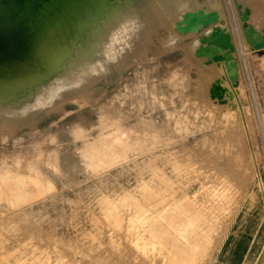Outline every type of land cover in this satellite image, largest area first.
I'll list each match as a JSON object with an SVG mask.
<instances>
[{"label":"rangeland","instance_id":"rangeland-1","mask_svg":"<svg viewBox=\"0 0 264 264\" xmlns=\"http://www.w3.org/2000/svg\"><path fill=\"white\" fill-rule=\"evenodd\" d=\"M66 1L27 0L21 12L4 19L8 23L13 18L0 47V63H11L14 69L0 71V80L26 78L30 85L20 96L25 108L9 101L0 103V264H144L142 260L155 264L150 256L162 245L148 230L139 237L134 229L140 231L162 208L169 220L170 207L175 202L177 207L186 206L187 194L199 200L202 213L206 202L215 209L211 190L225 184L231 202L240 194L244 197V209L218 253L215 250L230 210L216 212L221 219L215 220L207 245L210 256L216 255L213 264H264V50H251L244 40L237 0L221 1L222 22L230 28L236 45L242 113L231 108L236 110L232 113L229 103L218 104L208 97L205 111L198 105L195 93L207 95V84L221 70L193 56L186 45L192 36L182 38L185 50L163 15L171 9L163 0L70 2L76 12L90 4L86 23L110 44L112 55L106 53L105 58L114 67L105 60L99 65L79 60L73 49L66 48L71 61L51 63L55 71L64 76L70 73L69 81L74 80L67 93L62 91L48 76L46 63L37 68L44 60L39 61L40 52L48 50V37L47 44L39 46L38 42ZM251 6L264 10V0H253ZM255 24L264 25V18ZM183 68L186 75L181 80L174 70ZM31 96L38 108L29 107ZM232 141L237 146L228 147ZM255 167L262 187L257 184ZM148 238L153 244L146 245ZM206 253V258L201 256L204 263L199 264H205Z\"/></svg>","mask_w":264,"mask_h":264},{"label":"bare ground","instance_id":"bare-ground-1","mask_svg":"<svg viewBox=\"0 0 264 264\" xmlns=\"http://www.w3.org/2000/svg\"><path fill=\"white\" fill-rule=\"evenodd\" d=\"M163 1L170 3L171 9H170L169 13L163 11V15L169 20L170 25L172 26L173 30L180 36L181 45H182V38H185V37H188V36H192L193 40H191V42H188L186 45H188L192 49L193 56L194 55L198 56L199 57V61L201 63H203L204 65L205 64H212L216 68H220V70H221V74H219L218 77L212 78L210 80V82L207 84V87H206L207 88V90H206L207 95H201L199 91H197L195 93L196 101L198 102V105H200V107H202L203 110L206 109L207 105H208V103H207V97H208L210 100H214L218 104H223V103L228 104L229 103L228 104V110L231 109V108L232 109H238V112L242 113V108H241V103H240V101L242 99H239V96H238V93H240V92H239V84H238L239 83V81H238L239 77H238V71H237V61H236V57H235L236 45H235V42L233 40V36H232V32H231L230 28L226 24H224L222 22V18H223V15H224L223 14V9H222V1L221 0H163ZM25 2H26V0H0V30H1V32L4 30V28L7 26V24L11 21L10 20L8 23H6V21L4 20L5 17L8 16V15L14 17L18 12H20V10L22 9V7H23ZM70 2H73V0H67L61 6V9H59L57 15L54 17L52 25H50V27H48L47 30L44 31L43 36L39 39V42H38L39 46L40 45L43 46V45L47 44L48 41H49V44L47 45L48 46L47 47L48 50L43 51L42 53L40 52V54H41L40 57L41 58L39 59V61L41 59H44V60L39 62V64L37 65V68L41 69V66L44 63H46L47 66L49 67V69L46 70L47 73H48V76L51 79L54 78L56 84H58V86L60 88H62V91H65L66 93H67V90H69V88L73 87V83H74V80L73 81H69L70 78H68V74H70V73H68L66 76H64V74H65L64 72H62L64 74H61V72H58V70L55 71L54 67L51 68V63H53L54 60L56 62H60V61L63 62L65 60L66 63L71 61V59H72L71 56L65 55V53H68V51L65 52L66 48L73 49L74 55L78 56L77 58L79 60L93 61L94 65H99L100 61L105 60L106 64L108 66L112 65V68L114 67V64H112L110 61H107V59L105 58L106 53L108 54V56L112 55V54H110L111 53L110 44L103 38V36H101V33L99 31L92 30L89 27L88 23H86L85 16L90 11V4L86 3L85 5H83L82 11L78 10V12H76V9H73V8H75V6L70 4ZM75 3H76V1H75ZM237 3H240L242 5V8H241L242 11L244 10L245 7H248L250 9L249 6L244 5L243 2H241L239 0H237ZM237 3H235V6L237 5ZM92 4H93V2H92ZM71 9H72V13H67ZM241 10H237L238 19H239V27L240 28H242V25H243V22L240 20V14H239ZM250 13H251V9H250ZM249 20H250V14H249V19L246 22L248 24H252L253 27L257 31H260L262 28H264V26H263V27L257 29L254 26V24L251 23ZM241 31H242V29H241ZM242 35H243V32H242ZM47 37H48V41H47ZM5 40L6 39L3 38V35L1 33V35H0V47H2V45L5 42ZM144 41H148V39L144 38ZM34 45H37V44H34ZM34 45H33V47H34ZM186 45H184V46L182 45L185 48V50L188 49L186 47ZM262 49H264V47H261V48L256 49V50L261 51ZM50 51H53L52 54H49ZM26 53H28V52H26ZM63 53H64V55H63ZM37 54H39V53H37ZM22 55H25V53H22ZM38 57H39V55H38ZM34 59L36 60L35 57H34ZM41 63H43V64H41ZM169 64H170V62H169ZM13 69H14V66L11 65V63H7V62L6 63H0V71H1V73H9ZM103 69H104V67H103ZM42 70L45 71L44 69H42ZM77 71H78V69L74 68V72H77ZM69 72H70V70H69ZM185 72H186V70L184 68L181 69L180 71H177V70L175 71L174 70V74L178 78H180L181 80H184L185 75H186ZM26 82H27L26 78H24V79L17 78V79H15L13 81H2V80H0V103H3L5 101H9L12 104L16 105L17 107H19L20 109L25 108L24 99H23V97H20V96H23L25 94L26 89H27V85L28 84L30 85V83L27 84ZM75 85H76V83H75ZM187 85H185V86H187ZM187 95H188L187 97H189V94H187ZM191 101H192V99H191ZM27 103H28L29 107H31L32 109L33 108H38V106L35 104V99L32 96L27 100ZM185 106H187V105H185ZM194 109H196V108H194ZM199 109L201 110V108H199ZM219 109H220L219 112L222 113L221 112L222 109L220 107H219ZM192 111H193V109H192ZM229 111L234 113L236 110L235 111L234 110H229ZM223 113L225 114V112H223ZM194 114H192V116ZM179 115H180V112H179ZM181 116H183V115H181ZM183 117L187 118L185 116H183ZM189 121H191V120H189ZM198 122H199V120H198ZM192 124H194V123H192ZM209 125H210V123H209ZM204 126H206V125H204ZM238 127H240V126H238ZM202 128H201V130H202ZM210 130H211V128H210ZM206 131H208V130H206ZM232 131H234V130H232ZM229 138L230 139L234 138V135H229ZM149 139H150V137H149ZM221 139H223V138H221ZM235 139L237 140V138H235ZM221 141H223V140H221ZM235 142H237V141H235ZM218 143H219V141H218ZM230 144L234 145L236 143H234V141H232L231 143L228 144V147L230 146ZM133 145H135V143H133ZM250 145H251V143H250ZM234 146H237V145H234ZM138 149H140V148H138ZM189 151H188L187 154H189ZM215 151L217 152V149ZM216 152H215V154H216ZM227 152H229V150ZM189 156H191V155H189ZM196 156H197V154H196ZM200 157H201V155H200ZM186 158H187V155H186ZM108 159H110V157ZM179 159H180V157H179ZM181 159H182V157H181ZM172 161H173V159H172ZM194 161H196V160H194ZM193 163H192V166L194 165ZM196 164H199V163H196ZM174 165L175 164L173 163V166ZM192 166H190L191 167L190 171L193 169V167H196L197 165L196 166L194 165L193 167ZM174 167H176V166H174ZM184 167L187 168V166H184ZM94 168H96V167H94ZM201 168L202 167H200V169ZM246 168H248V166ZM32 170H33V173H35V170L34 169H32ZM214 170H212V171H214ZM192 171H194V170H192ZM207 171H209V170H207ZM254 173L257 176L256 177L257 178L256 181H258V183H257L258 186L262 187V182H261V179H260V177L258 175V170L256 169V167L254 168ZM209 175H211V174H209ZM189 177H191V176H189ZM36 178H37V175H36ZM219 178L221 179V177H219ZM190 180H191V178H190ZM216 180H218V179H216ZM36 181H37V179H36ZM193 181H194V179H193ZM223 181L221 180V183ZM229 181H231V180H229ZM34 183H35V179H34ZM213 183H215V181L212 182L211 184H213ZM221 183H220V185H221ZM204 185H205V182H204ZM226 185L227 184H225L224 188L222 187V189H220L221 186H219V185H218L219 187H217L216 185H214V186L212 185L213 189L211 190L212 192H211L210 197L213 200L217 201L216 202L217 203L216 204L217 207L215 209L212 208V205H214V204L211 205V204L206 202V205L207 204L208 205L206 206L205 212L202 213L201 209H203V207L200 209V207H199L200 203L198 204L199 200L197 201V200L194 199V196H192V195L190 196L189 194H187L189 196L186 195L184 197V199L187 201V202L184 201L185 203H187L186 206L177 207L179 204L177 205L176 204L177 202H175V204H173V206L170 207V209H169L170 212H167V215H169L168 213H170V219L168 218L169 220H166V218H167L166 211H165V213H163L162 212L163 208H162L160 210H156V212L160 211L161 214L156 215V213H155L153 215V217L150 218V220H148L149 219L148 218L149 215H148V217L146 219V220H148V222L145 221L146 223L144 222L143 225L141 223V225L143 227H141L142 229H140V231L134 229L133 233L137 234V236L140 235L139 233H142L141 231H144V230L147 231L148 230L152 234L151 237H155L157 239V242H159L162 245V246L160 245L161 247L159 246L160 248H158L159 252L157 251V254H154L153 256L152 255L150 256L151 257L150 259L152 261H154L155 264H166V263H169V264H199L200 261L205 260V259L201 258V256L205 255L206 252H208V253H206L207 259L205 261V264H213L214 259L216 258V255L213 254V256H210V254H209V250L210 249H209V247L207 245H208L210 237H211V232L214 230V227L216 226L215 223L217 222V219L219 220L220 215H221L220 214L219 218H217L216 217V212L219 211L218 213H220V212L223 213L222 211H224V210L225 211L227 209H228V211L230 210V212L228 213L229 215L228 216L226 215L227 218H226V216H224L226 219L224 218L225 219L224 227H223L222 234L220 236V242H219V245H218L219 249H216L215 252H217V250L221 251L222 249L225 248V245L227 244V240L231 236L230 235V228H231L232 224L238 218V216L241 213L242 209H244V207L241 205V202H242L244 197H242L241 194L240 195L238 194L239 195L238 199L233 198V199H236V200L234 201V203L231 202L232 201L231 200L232 197H230L228 195L229 191H228V189H225ZM172 186L175 187L174 185H172ZM51 188H52V186H51ZM203 190H205V189H203ZM199 192H201V191H199ZM230 192H233V191H230ZM234 193H235V191H234ZM231 194L233 195V193H231ZM236 194H237V192H236ZM193 195H194V193H193ZM105 197L106 196H104V198ZM234 197H237V196H234ZM157 198H159V197L157 196ZM176 198H177V196H176ZM164 199H165V197H164ZM197 199H198V197H197ZM105 200L108 201V198L106 197V199H104V201ZM206 200H207V198H206ZM184 202L181 205H184ZM204 202H205V200H204ZM160 203H161V201H160ZM167 203H168V201H167ZM201 203H202V201H201ZM144 205H142V206H144ZM227 205H229V206H227ZM162 206H163V203H162ZM130 207H131V205H130ZM154 208H155V206H154ZM131 210H132V208H131ZM120 214H122V213H120ZM215 220H216V222H215ZM115 221L117 222V219ZM155 222L156 223L158 222V224H155ZM116 226L118 227V225H116ZM122 227H123V225H122ZM153 228L155 230H152ZM143 234L145 235L144 232H143ZM147 235L148 234L146 232V237H147ZM148 237L150 238V236H148ZM129 239H130V237H129ZM142 239H143L142 240V242H143L146 238L144 239V237H142ZM152 241H154V240H152ZM136 242H137V244H135V245H138L139 242L138 241H136ZM145 242H146V240H145ZM148 242H150V239H149V241H147V243ZM150 243H152V242H150ZM146 245H149V243L146 244ZM158 245H157V247H158ZM125 246H127V245H125ZM145 247L146 246H144L142 249H144ZM149 247H151V246H148V248ZM119 248H121V247H119ZM148 248H147V250H148ZM123 249H124V246H123ZM156 250H157V248H156ZM133 253H135V252L133 251ZM186 253H187V256L185 255ZM217 253H215V254H217ZM128 254H129V251H128ZM140 256H141V254H140ZM129 257H130V255H129ZM186 257H188V260L185 259ZM203 257L206 258V256H203ZM139 259H141V258H139ZM142 261H143L144 264H146L144 262V260H142ZM203 263H204V261H203ZM131 264H134V263H131ZM141 264H142V262H141Z\"/></svg>","mask_w":264,"mask_h":264},{"label":"water","instance_id":"water-1","mask_svg":"<svg viewBox=\"0 0 264 264\" xmlns=\"http://www.w3.org/2000/svg\"><path fill=\"white\" fill-rule=\"evenodd\" d=\"M25 3H24V5H25ZM24 5H23V7H24ZM23 7H22V9H23ZM236 8L238 10H241L242 5L240 3H237ZM22 9L20 10V12L22 11ZM239 14H240V20L243 22V25L241 28L242 32H243V37L245 38V41L248 44L249 48L251 50H256V49H259L261 47H264V28H262L260 31H257L253 27L252 24H248L246 22L249 19L250 9L248 7H245L244 10L243 11L241 10ZM11 21H12V19H11ZM11 21L7 24V26L1 32L4 39L7 37L6 34L10 28Z\"/></svg>","mask_w":264,"mask_h":264},{"label":"crops","instance_id":"crops-1","mask_svg":"<svg viewBox=\"0 0 264 264\" xmlns=\"http://www.w3.org/2000/svg\"><path fill=\"white\" fill-rule=\"evenodd\" d=\"M241 2H243L244 5L246 6H249L250 9H251V13H250V22L254 24V26L259 29L261 27H263L264 25H260V26H257L255 24V20L257 22V20L259 21L260 19L263 20L264 18V10H258L257 8H254L253 6H251V3H253V0H239ZM264 49H262L261 51H263ZM258 51V50H256ZM261 51H258V52H261Z\"/></svg>","mask_w":264,"mask_h":264}]
</instances>
